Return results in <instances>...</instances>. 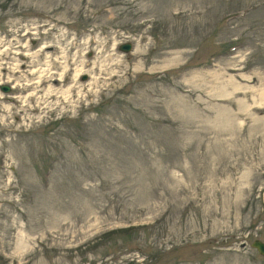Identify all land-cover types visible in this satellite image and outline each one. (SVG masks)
<instances>
[{"label": "rangeland", "instance_id": "1", "mask_svg": "<svg viewBox=\"0 0 264 264\" xmlns=\"http://www.w3.org/2000/svg\"><path fill=\"white\" fill-rule=\"evenodd\" d=\"M256 239L264 0H0V264H264Z\"/></svg>", "mask_w": 264, "mask_h": 264}, {"label": "water", "instance_id": "2", "mask_svg": "<svg viewBox=\"0 0 264 264\" xmlns=\"http://www.w3.org/2000/svg\"><path fill=\"white\" fill-rule=\"evenodd\" d=\"M121 51L123 52H130L132 50V44L131 43H124L121 45L120 47ZM1 89L4 91V92H9L11 91V86L9 85H2ZM252 247L257 249V251L262 255L264 256V242L260 239H256L253 241L252 243Z\"/></svg>", "mask_w": 264, "mask_h": 264}, {"label": "bare ground", "instance_id": "3", "mask_svg": "<svg viewBox=\"0 0 264 264\" xmlns=\"http://www.w3.org/2000/svg\"><path fill=\"white\" fill-rule=\"evenodd\" d=\"M54 75L53 74H50L49 76H47L46 78H44L42 80V83H46V82H51V83H55L56 82V79L54 78ZM53 84H51V86H49V88L47 89L48 92H53L55 91V88H53L52 86Z\"/></svg>", "mask_w": 264, "mask_h": 264}]
</instances>
